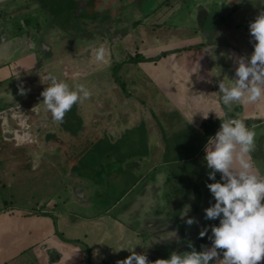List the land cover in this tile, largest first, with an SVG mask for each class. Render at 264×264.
<instances>
[{
	"label": "crops",
	"instance_id": "crops-1",
	"mask_svg": "<svg viewBox=\"0 0 264 264\" xmlns=\"http://www.w3.org/2000/svg\"><path fill=\"white\" fill-rule=\"evenodd\" d=\"M83 2V7H87L85 3L88 2L87 0H75V9L79 10L75 15L77 18L80 17V13H83L80 11V8L83 9V7L79 6ZM93 2L97 3V5L93 3L95 10L90 19L85 17L84 22L89 23L91 20H94L98 23H104L105 25L101 27V30H105L104 32L107 33L109 32V35L113 33L116 35L118 34L119 37H117L114 42L120 44L124 49L130 48L133 50V53H139L136 54L137 56L148 60L138 61V63L142 65L140 72H143L142 74L148 81L151 79L156 83L154 87L165 93L166 97L169 99L171 108H173L172 110L177 112L178 118L180 117L188 121H193L195 124L194 128L201 136L200 125L201 122L206 120L204 118L205 114L202 113L209 111L205 108L206 103L209 104L207 101L209 98L206 96H198V94L200 91L206 90V88L208 90L218 89L219 83L222 81L226 86L231 85L230 80L233 79H230V76L231 74H235L239 59L242 57L246 59L250 57L253 52V43L250 42L249 24L253 22L258 15L264 13V0H93ZM117 2H126L123 6L124 11L120 14L114 12L112 9L113 5ZM129 2H135V4L138 5V9L136 8V10H134L132 6L128 5ZM179 13H181L180 16H178ZM9 14L12 13L9 12L2 16L9 17ZM12 19H9V22H13ZM149 21H151V23H149ZM195 22H197V27H195ZM23 23H25V21ZM112 23L116 25L111 27ZM114 34L113 36H115ZM21 45L22 43L17 45L15 53L21 51ZM139 49L140 51H138ZM198 49L200 51H198ZM195 51L196 56L192 57L191 54ZM23 58L25 57L16 58L11 66L6 65V63L0 66V84L5 81H7V83L9 81H14V83L19 81V86L24 89L25 93V95L18 100H11L12 102L9 103L11 106L7 107V109H1L0 112V264H85L87 261L86 253L88 251V246L80 240H67L63 233L64 230H72V232L74 230H81V225L77 218L78 216L83 218L84 213L81 210L82 206H84V209L90 206L89 202L87 203L86 201L87 199L84 198L85 190L82 192L77 190V198L73 195V198H70L71 206H73L74 200L82 202L81 206L77 208L73 206V210L71 206L67 208V211L58 210L56 209L57 204L55 203V198L51 192V185L52 180L68 172L67 170H63V168H65L64 159L67 161L70 159L74 161L73 164H75V157L71 156L72 158H70L69 152L76 153L75 155L77 156L78 152L83 150V137H81L79 141L77 139L79 135L84 136L87 126L84 123L82 124V112H79L78 108L74 109L76 104L73 106L72 113L69 117L68 130H60L62 135L65 136L61 138L64 142L60 141V146L58 148L53 144L52 148V138L46 141V139L50 137V134H48L49 132L46 133L44 137L48 144H43V142L40 141L42 139V127H45V125H52V116L50 111L46 110V108L43 112H45L44 114H48V117L44 115V117L40 119L36 116L37 111H39V108L42 106L43 97L39 95L32 96L33 99L31 98L28 91L29 89L26 86L27 82L24 81L22 74L28 73V70H30L32 66L26 63L24 64L22 61ZM57 61V66L54 68L59 69L64 63L67 65L70 64L73 67V71L76 69V74L78 75V71L87 63L85 58L80 62L71 59L68 63L62 58ZM216 61L218 63L217 67L212 68ZM53 64L55 65V63ZM80 66L82 68H80ZM220 68L223 70V76L218 79L216 75ZM46 71V69L43 71V73H45V82H48L47 77L49 76L56 78L57 72L50 70L48 75ZM198 82H200V85H198ZM197 87L200 90H198ZM1 97L2 96H0V98ZM121 98L122 97L118 100L120 101V105L116 107V114L120 117L124 114L132 116L133 100H127L130 96ZM28 104L31 105L27 108ZM164 105L166 104L160 105L158 111L162 114L169 115L170 108L167 109ZM251 106L252 112L250 114H244V111ZM152 110L153 109H150V112H152ZM227 112V117L242 120L244 123L251 118L257 119V123L253 126L264 124V100L243 106L234 104L232 110ZM21 113L23 130L19 129V116ZM17 114H19V116H17ZM23 114L26 115V118L23 117ZM15 115L17 116L16 118ZM90 117L94 118L93 114L90 115ZM209 118L211 117L208 116L207 119ZM16 119H19V121ZM212 119L219 118L215 117ZM171 121L172 123L170 122V125L165 122L166 131L168 133L173 129H177L176 131H178L183 128V126L179 125L177 119L173 118ZM148 123L150 125V133L154 134V140L151 138V143L160 146L163 140L162 133L159 130L160 127L157 128L150 118ZM151 129L153 131H151ZM163 135H166V133L163 132ZM167 135L166 137L171 134ZM146 139L148 140V137H146ZM186 140L189 139L187 138ZM186 140H183V142H186ZM204 142L206 145L207 140H204ZM146 144L148 145L150 143L147 142ZM166 145V149L171 152L170 155L173 157V151L175 150L172 149L171 144ZM53 149L56 152H54ZM57 149H60L59 153ZM53 153H55L54 156L56 157H53V155L52 157L58 162L55 164L52 163L51 165L50 157ZM260 154L264 156V151H262V149H260ZM200 157L202 158V156H199L197 161L200 160ZM157 158L160 159L159 157ZM170 164L173 170L171 171V176H175V172H178L179 175L181 171L185 172L187 170L177 168L181 166L179 164L175 166L174 158ZM164 165L168 166V164ZM151 168L162 169L164 172L163 183H167L168 174L166 171L168 170L165 171L160 163L153 164ZM255 171L258 173V169H255ZM136 172L137 175H139L141 172L140 168L136 167ZM200 173L201 187L205 189V182L208 181L205 178H207L208 175L206 171H204V173L201 171ZM180 177L181 175L178 176V179L181 183V181H183L181 179L183 178ZM76 180V178H72V184H74L73 182ZM96 182L97 181L93 179L92 183ZM147 182L148 179L146 178L145 186L148 191ZM198 182L199 180L197 179V183ZM139 184L140 183H138V185ZM70 185L71 182L69 184L68 181H66L62 186L65 190V194L63 196L60 195L62 199H59V201L63 204L68 202V200H66L67 189ZM160 189L163 188L160 187ZM152 192L153 190L151 193L145 191L149 196L156 192L157 195H160V198L164 199V195L161 193L163 191ZM207 192L208 190H205L203 198L200 199V196L193 191L189 194V198L193 199L195 202H200L210 197L207 195ZM123 201L125 200L122 197L119 200L117 199L102 212L96 213L95 216H109ZM22 202L25 204L21 205ZM84 202L86 205H83ZM126 202L127 208L133 210L132 200ZM195 212L196 211H193L194 215L198 213ZM199 214V220L203 222L202 224L204 225L203 229H207L210 236L211 230L209 231V229L211 228V220H206L204 218V213ZM66 215H69L72 219L69 221L70 227L67 225V219H65V217H67ZM72 215H75L76 218H72ZM147 218L149 222L155 219L154 217L151 218L150 215H147ZM169 219L171 227H173L171 244H177L179 248L178 253H183L187 251V247H189V244L186 242L187 239L193 241V239L197 237L193 236L194 232L200 233L202 230L197 229L198 223H194L192 229L189 231L186 230L185 232L184 227L186 223L179 214H177L175 218L172 217ZM97 221L98 219H92L94 224H96ZM116 222L117 225H115L114 229L117 232L118 245L114 247L113 252L111 251L112 254L118 253L116 261L123 260L125 255L128 257L127 251L131 249L135 251L137 248L135 246L138 245H140L142 249L137 252V254L146 255L148 259V253H144L143 251V247L146 245L140 244V241L135 240L134 236L132 242L129 240L125 241L123 237L126 230L135 233L137 238L144 237V235L138 230L135 232L136 229L129 223L131 221H124V223L130 227L125 226L122 221ZM156 222L157 220H155L154 223H150L151 228H154ZM100 225H102V223ZM131 227L134 229H131ZM146 236L145 238H148V234ZM109 237V234L106 233L102 240L107 242ZM122 238H124L125 241L124 245H122ZM204 238L205 237L197 238V241ZM153 240L156 241L157 244H162L161 250L163 251H166V248L171 245L168 242H161V240L156 238ZM206 247H211L210 240L207 241ZM108 254H110V252H108ZM158 255L160 257L162 256L161 254ZM151 257L154 258L153 256ZM88 258L90 260V253ZM220 258L222 259V254ZM93 259L95 261L97 259L95 254ZM117 262L114 263L117 264ZM90 264L95 263L90 262ZM260 264H264V260H262Z\"/></svg>",
	"mask_w": 264,
	"mask_h": 264
},
{
	"label": "rangeland",
	"instance_id": "rangeland-1",
	"mask_svg": "<svg viewBox=\"0 0 264 264\" xmlns=\"http://www.w3.org/2000/svg\"><path fill=\"white\" fill-rule=\"evenodd\" d=\"M3 2L4 3L0 4V66L1 64L3 65V63L11 66L16 58H26H23L22 61L24 64L26 63L32 67L28 70V73L22 74V76L24 81L27 82L26 86L29 89L28 91L31 98L32 96H39L45 87L48 86L47 82H45V73H43L45 69L48 75L50 70L57 72L56 79L67 83L70 89L74 90L77 85L82 84L91 92V97L84 100L82 103H78L74 106V109L78 108V111L82 112V124L84 123L87 126L84 136L79 135L77 140L79 141L81 137H83L84 146L87 144L88 151L85 149L86 153L83 155V160L90 165L93 164L92 169L94 170V175L91 178L89 176L85 178L83 174L84 171L80 170L81 174L78 169L71 172L69 166L73 164L74 161L70 159L67 161L64 159L65 168H63V170H67L68 172L52 180L51 185V192L55 198V203L57 204L56 209L58 210L67 211V208L71 206L70 198H73L72 195L77 198V187L80 192L85 190L84 198L87 199V203L89 202L90 204L89 208L86 209L82 206L81 210L84 213L83 218L80 216L77 218L81 225V230H74L73 232L72 230H64V236L67 240H80L88 246V251L86 253L87 261L85 264H90V262L95 264H116L114 262H117L116 257H118V253L114 252L115 254H112L114 247L118 245L117 232L114 229L117 222L114 218L120 219L123 224H126L124 221H131L129 223L133 224L136 229L135 232L138 230L145 237H147L146 235L148 234L150 240L156 238L161 240V242L164 241L171 244L173 227H171L169 218H175L177 214L182 217L186 210V206L190 207L188 208L187 216H183L182 218L185 220V223L190 217L199 218L200 214L197 213L194 215L193 211H200V203H203L201 200L199 204L194 205L198 202L190 199L188 195L195 191L197 177L201 174L200 172L207 169L206 162L203 159L205 155V142L194 128L195 124L193 121H188L180 117L178 118L177 112L172 110L173 108H171V104L165 93L154 87L156 83L151 79L148 81L142 74L143 72H140L142 65L135 62L134 59L130 60V57H134L139 53H133V50L130 48L124 49L120 44L114 42L115 39L119 37L118 34L116 35L113 33L115 35L113 36V34L109 35V32L107 33L104 32L105 30H101V27L105 25L104 23H98L94 20L86 23L84 22L85 16L79 18L75 17L79 10H76L75 6L72 7L73 5L70 4L71 2H69V0H63L62 2L9 0ZM76 3H74V5ZM85 3L88 5V2ZM125 3L126 2L115 3L116 5L114 4L112 8L113 11L118 14L122 13ZM83 4L84 2L79 6L83 7ZM128 5L132 6L134 10H136V8L138 9V5L135 4V2H129ZM85 9H88V6L83 7V9L80 8V11L84 12ZM9 12H11V16L14 17L2 16ZM180 15L181 13L178 14V16ZM9 19H12L13 22H9ZM24 21L25 23H23ZM197 22H195V27L198 26ZM149 23H151V21H149ZM113 25L116 24L112 23L111 27ZM20 43H22L21 51L15 53V49ZM101 45L106 49L105 60L103 62H97L94 59V53ZM138 51H140V49ZM198 51L200 50L198 49ZM191 55L195 57L196 51ZM60 58L65 59L66 62H70L71 59L80 62L85 58L87 63L83 65V68L80 66L82 69L78 71L79 76L76 74V69L73 71V67L70 64L67 65L64 63L59 69L54 68L57 66V60ZM53 63H55V65ZM217 64L216 61L212 68H216ZM222 71L223 70L220 68L218 74L216 73L218 79L223 76ZM234 78L235 74H231L230 79ZM19 84V81L16 83H14V81H9L8 83L5 81L0 84V96H2L0 98V112L1 109H7V107L11 106V104H9L12 102L11 100H18L25 95V93L23 95L20 94L21 87ZM198 85H200V82H198ZM218 92L219 88L215 90H208L206 88V90L200 91L198 96H206L209 98L207 100L209 104L206 103L205 105V108L209 111L202 114L208 115L211 118L218 117L217 114L222 118L225 113L228 115L227 111L229 110L222 104V94ZM128 96H130V98L127 100H133V115L124 114L120 117L116 114L117 112H115V110H117L116 107L120 105V101L118 100L120 97L126 98ZM162 104H166L164 106L167 107V109L170 108L169 115L162 114L158 111V107ZM30 105L31 104H28L27 108ZM41 105L39 111L36 113V116L40 119L43 118L44 115L48 117V114H44L45 112H43L46 108L45 105ZM150 109H153L152 112H150ZM251 112L252 106L245 110L244 114H250ZM71 113L72 109L66 113L62 124L54 123L51 118L52 125H45L46 128L42 127V139L40 141H42L43 144H48L46 141L52 138V148L53 144L58 148L60 146V141H63L61 138L65 137L60 130L64 131L67 129ZM92 114L94 118L90 117ZM17 116H19V114H17ZM17 116L15 115V118ZM19 117V129L23 130V121L21 120L22 113ZM23 117L26 118V115L23 114ZM149 118L157 128L160 127L159 130L162 133L163 139L160 146L151 143V138L154 140V134L150 133ZM173 118L177 119L179 125L183 126L185 129L181 128L178 131H176L177 129H173L168 133L166 131V123L170 125ZM16 120L19 121V119ZM219 121L220 128L221 120L219 119ZM255 123H257V119L254 118L245 121V124L256 134V146L252 153L254 169H258L259 175L264 176V156L260 154V149L264 151V124L253 126ZM170 128L172 129L171 126ZM151 131L153 130L151 129ZM162 131L166 133V135H171H167L168 137H166V135H163ZM46 133L50 134V137H46L47 139L45 141L44 137ZM146 137H148V140ZM187 138L189 140H186ZM183 140H186L188 143L183 142ZM147 142L150 144L147 145ZM166 144H171L172 149L175 150L173 151V157L170 155L171 152L166 149ZM53 151L56 152L54 149ZM57 151L59 153L60 149H57ZM78 153L80 154V152ZM54 154L55 153L51 154L50 157L51 165L52 163L55 164L58 162L53 158L56 157ZM69 154L70 158L75 157V161H78L79 158L75 155L76 153L69 152ZM164 154L165 157H163ZM199 156H202V158L200 157V160L197 161ZM147 157L150 159L148 160ZM173 158L175 166L176 164L181 166L177 168L187 169L188 171L187 174L183 171L180 172L179 175L183 177L181 183L179 180H176V176H179L178 172H175L176 175L174 177L170 175V163ZM137 159H143L141 161L142 166L147 162L145 166L141 168V173L138 177H136L137 174L131 170L133 169L132 163H138ZM150 161L151 165L154 161L160 163L165 171L168 170L166 172H168L171 179L174 178V180H169V183L164 184L163 170L160 168L152 169V166L148 164ZM164 164H168L170 168ZM88 168L90 171L91 167ZM148 169L150 172H147V174L145 173V176H148V191L150 193L152 190L153 192L163 191L161 193H163L164 199L160 198V195H157L156 192L149 196L148 193H145V191L148 192L147 187L145 185H138L140 176ZM77 173H79V177H77V180L73 182L74 184L68 186L67 189L66 200H68V202L63 204L59 201V199H62L60 195L63 196L65 194V190L62 186L69 180L68 178L72 179V176H75ZM65 178H67V180ZM93 179L97 182L92 183ZM205 179L208 180L206 184L210 183L208 177ZM219 180L220 176L216 178V181ZM198 184L201 185L200 182H198ZM173 186L174 188L172 189ZM160 187L164 190L160 189ZM204 187L205 189L200 187L196 188V190L199 191V193L200 191L203 193V191L208 190L207 195L211 196L209 189L206 186ZM197 191H195V193L199 196ZM185 193H187L188 196H186ZM121 197L125 201L121 202L117 208L110 213L111 216H95L96 213L102 212ZM131 200L133 202V210L128 209L126 206V201ZM212 200H214L213 197ZM24 204L23 202L21 203V205ZM81 205L82 202L74 200L73 206L75 208ZM83 205H86L85 202ZM73 206H71L72 210L74 209ZM194 206L195 210L193 208ZM147 215L155 219L149 222ZM66 216L67 225L70 227L69 221L72 219L69 215ZM71 217L76 218L75 215ZM93 218L98 219L96 224L92 222ZM155 220H157V222L154 224V228H151L150 223H154ZM117 221L121 222L119 220ZM211 222L216 224L217 220H211ZM101 223L102 225H100ZM202 223L196 224L197 229L204 230V225ZM192 226L186 224L184 227L185 232L186 230H191ZM106 233L110 236L107 242L102 240ZM133 236L135 240L140 241V244L144 243L143 237L137 238L132 231L126 230L123 234L125 241L129 240L132 242L134 240ZM193 236L197 237H195L193 241L187 239L186 242L192 244L193 247H197L199 245L197 238L199 239L200 235L199 233H194ZM204 237L205 240L207 239L205 242L209 241L208 232ZM124 238H122V245H124L125 242ZM145 244H147V242ZM135 247H137L135 250L136 253L142 249L140 245ZM166 251H169V253H166ZM166 251L161 259L170 258L173 251L169 248ZM175 251L178 253L179 248L175 247ZM108 252L112 255L108 254ZM127 252L128 255H131L130 251ZM89 253L91 254L90 260L88 258ZM94 254L95 257H97L96 261L93 259ZM125 258H127L126 255ZM210 264H215V261L210 262Z\"/></svg>",
	"mask_w": 264,
	"mask_h": 264
},
{
	"label": "clouds",
	"instance_id": "clouds-1",
	"mask_svg": "<svg viewBox=\"0 0 264 264\" xmlns=\"http://www.w3.org/2000/svg\"><path fill=\"white\" fill-rule=\"evenodd\" d=\"M253 52L248 58H240L231 85L219 83L222 104L229 110L232 106L254 104L264 100V13L249 24ZM106 49L101 45L95 50L97 62L105 60ZM47 87L41 92L46 109L54 123L62 124L67 112L78 103L91 97V92L82 84L75 89L55 77H47ZM21 95L24 89L21 88ZM208 116V115H207ZM204 115V118L207 119ZM220 128L210 136L204 147L203 157L209 180L206 184L215 203L204 209L206 220H219L211 226V247L202 246L197 251H173L168 259H157L154 264H260L264 260V176L254 169L252 153L255 150V132L242 120L231 119L227 113ZM217 173L220 180L216 181ZM194 198V197H193ZM183 213L187 216L188 208ZM182 216V218H183ZM198 221L194 217L186 220L188 226ZM207 229L199 235L203 238ZM131 255L117 264H152L146 255ZM222 254V259L220 258Z\"/></svg>",
	"mask_w": 264,
	"mask_h": 264
},
{
	"label": "trees",
	"instance_id": "trees-1",
	"mask_svg": "<svg viewBox=\"0 0 264 264\" xmlns=\"http://www.w3.org/2000/svg\"><path fill=\"white\" fill-rule=\"evenodd\" d=\"M38 1H40V2H62L63 0H38ZM88 1V9H85V12H83V13H80L79 14V16L80 17H86V18H88V19H90L91 18V15H92V13H93V11L95 10L94 9V4H96L97 5V3L96 2H93V0H87ZM69 2H71L70 4H72L73 6L72 7H74V3H75V0H69ZM94 3V4H93ZM76 7V6H75ZM79 18V17H78ZM139 57L140 56H134V57H130V60H132V59H134L135 60V62H138V61H144L145 59L144 58H142V57H140V60H139ZM145 61H148V60H145ZM151 61V60H150ZM219 119H212V118H209V119H206V120H204L203 122H201V125H200V132H201V137L204 139V140H208V138L210 137V136H214L215 135V133H216V131L219 129ZM85 149L88 151V149H87V144L84 146V148H83V150H81V152H80V154L78 153L77 154V157L79 158L78 159V161H76L75 162V164H73L72 166H70L69 167V170L71 171V172H74V170L75 169H78L79 170V173L81 172V171H84L83 172V174L85 175H80V176H84L85 178L86 177H92L93 175H94V170L92 169L93 168V164H89L88 162H85L84 160H83V155L86 153L85 152ZM163 157H165V154L163 155ZM147 159L149 160L150 158H148L147 157ZM138 160V163L137 162H135V163H132V168L133 169H131L132 170V172H135L136 174H137V172H136V167H138V168H140V171H141V168L143 167V166H145V164L147 163H145L143 166L141 165V161L143 160V159H137ZM149 165H151V161H150V163H148ZM153 164H158V162H156V161H154V163H152V165ZM151 165V166H152ZM169 166V165H168ZM88 167H91V169H90V171H89V168ZM169 168H170V166H169ZM146 169V168H145ZM150 169V168H149ZM149 169L148 170H146V172H148L149 171ZM81 170V171H80ZM207 170H209V169H204V170H202V173H204V171H207ZM169 171H170V174H172V167L169 169ZM146 172H144V174H142L141 176H140V178H139V181H138V183H140L139 185H145V183H146V178H147V176H145V173ZM186 172V174H187V170L185 171ZM79 173H77V174H75V176H73L72 178H76L77 179V177H79L78 175H79ZM100 173V172H99ZM141 173V172H140ZM207 173H208V171H207ZM81 174V173H80ZM103 174V173H102ZM167 174H168V172H167ZM74 175V174H73ZM140 175V174H139ZM139 175H136V177H138ZM70 176H72V175H70ZM189 176V175H188ZM218 176H220V174L219 173H217V176H216V178L218 177ZM172 177H174V176H172ZM182 177V176H181ZM180 177V178H181ZM183 178V177H182ZM69 180H68V183L70 184V182H71V184H72V179H70V178H68ZM197 179L199 180V182H201V176L199 175L198 177H197ZM67 180V179H66ZM169 180H174V178H172L171 179V177H170V175L168 174V176H167V183H169ZM176 180H179L178 179V177L176 176ZM212 182H214V181H212V180H210V183H212ZM177 183V182H176ZM206 183L207 182H205V186H206ZM135 184V183H134ZM201 187V185H199L198 183H197V186L195 187V191H197L196 190V188H200ZM173 188H174V186H173ZM199 190V189H198ZM198 193H199V191H198ZM203 193H204V191H203ZM203 193L200 191V193H199V196L201 195V197H200V199L201 198H203ZM186 194V196H188L187 195V193H185ZM199 199V200H200ZM119 200V199H118ZM198 200V201H199ZM197 201V200H196ZM203 201V203H201L200 205H202L201 206V210L200 211H198V210H195V206L193 207L194 208V210L196 211V212H198V213H204L205 214V212H204V209H206L207 207H209V206H211L213 203H214V200H212V197L210 196V197H208L207 199H203L202 200ZM196 204H199V202L198 203H195L194 205H196ZM204 204V205H203ZM195 212V213H196ZM111 216V215H110ZM200 218V217H199ZM199 218H195L197 221H198V224H200V222H199ZM116 221L117 220H119L120 221V219H117V218H114ZM217 221L219 222V220L217 219ZM202 223V222H201ZM218 223H212L211 222V226L212 225H217ZM125 226H127V227H130L129 225H127V224H125ZM131 226H133V224H131ZM218 226V225H217ZM133 227H131V229H132ZM134 229V228H133ZM211 230V228L209 229V231ZM207 240V239H206ZM205 239H200L199 240V242H198V246L197 247H195V249L197 250V251H201V250H203L202 249V246H206V243L207 242H205L206 241ZM143 242L144 243H142V245H146L145 247H143L144 249H143V251H144V253L145 252H147L148 253V261L149 262H152V264H154V262L157 260V259H161V257L163 256V252H165V250L163 251V250H161V245L162 244H157L156 243V241H154V240H150L149 239V236H148V238H145V236L143 237ZM147 242V244H145ZM175 247H177L178 248V245L177 244H171L168 248L169 249H171L172 251H175ZM168 248H166V250L168 249ZM192 249L191 248H189V247H187V251H191ZM185 251V250H184ZM152 253H153V255H152ZM161 254L162 256L160 257L158 254ZM166 253H169V251H166ZM157 254V255H156ZM151 256H153L154 258H152ZM151 258V259H150Z\"/></svg>",
	"mask_w": 264,
	"mask_h": 264
},
{
	"label": "flooded vegetation",
	"instance_id": "flooded-vegetation-1",
	"mask_svg": "<svg viewBox=\"0 0 264 264\" xmlns=\"http://www.w3.org/2000/svg\"><path fill=\"white\" fill-rule=\"evenodd\" d=\"M3 1L7 2V1H9V0H0V4L4 3ZM10 13H11V12H10ZM8 16L11 17V14H9ZM217 223H218V222H217ZM217 225H219V223H218ZM217 225H216V226H217ZM194 233H197V232H194Z\"/></svg>",
	"mask_w": 264,
	"mask_h": 264
},
{
	"label": "built area",
	"instance_id": "built-area-1",
	"mask_svg": "<svg viewBox=\"0 0 264 264\" xmlns=\"http://www.w3.org/2000/svg\"><path fill=\"white\" fill-rule=\"evenodd\" d=\"M228 118H231V117H228ZM231 119H234V118H231Z\"/></svg>",
	"mask_w": 264,
	"mask_h": 264
},
{
	"label": "water",
	"instance_id": "water-1",
	"mask_svg": "<svg viewBox=\"0 0 264 264\" xmlns=\"http://www.w3.org/2000/svg\"><path fill=\"white\" fill-rule=\"evenodd\" d=\"M76 189H77V190H79V188H78V187H77Z\"/></svg>",
	"mask_w": 264,
	"mask_h": 264
}]
</instances>
